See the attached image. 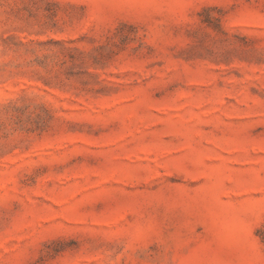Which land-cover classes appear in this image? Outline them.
Instances as JSON below:
<instances>
[{"label":"rangeland","instance_id":"rangeland-1","mask_svg":"<svg viewBox=\"0 0 264 264\" xmlns=\"http://www.w3.org/2000/svg\"><path fill=\"white\" fill-rule=\"evenodd\" d=\"M0 264H264V0H0Z\"/></svg>","mask_w":264,"mask_h":264}]
</instances>
